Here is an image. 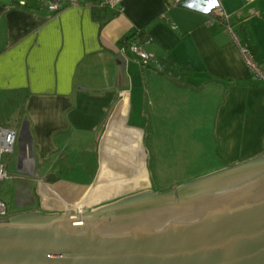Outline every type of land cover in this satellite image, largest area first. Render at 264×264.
<instances>
[{
	"label": "crops",
	"instance_id": "crops-1",
	"mask_svg": "<svg viewBox=\"0 0 264 264\" xmlns=\"http://www.w3.org/2000/svg\"><path fill=\"white\" fill-rule=\"evenodd\" d=\"M26 1L0 0V125L18 130L12 176L18 186H45L50 194L41 192L42 202L57 195L72 201L70 188L95 182L115 122L129 138L143 139L145 80L162 76L130 50L122 52L132 40L154 54L153 63L171 58L186 64L188 71L169 85L195 96L219 94L227 113L217 127L232 163L264 153V80L252 78L233 33L214 14L216 6L205 14L187 6L204 0H124L118 10L79 0L54 12L39 0ZM218 5L264 67V0ZM137 81L141 94L133 102L130 83ZM133 115L141 125L131 122Z\"/></svg>",
	"mask_w": 264,
	"mask_h": 264
},
{
	"label": "water",
	"instance_id": "water-1",
	"mask_svg": "<svg viewBox=\"0 0 264 264\" xmlns=\"http://www.w3.org/2000/svg\"><path fill=\"white\" fill-rule=\"evenodd\" d=\"M0 264H264V153L90 209L0 218Z\"/></svg>",
	"mask_w": 264,
	"mask_h": 264
},
{
	"label": "rangeland",
	"instance_id": "rangeland-1",
	"mask_svg": "<svg viewBox=\"0 0 264 264\" xmlns=\"http://www.w3.org/2000/svg\"><path fill=\"white\" fill-rule=\"evenodd\" d=\"M164 75L148 76L145 80L149 115L142 124L146 131L143 139L140 138L144 154L138 153L136 147L131 146V143H136L135 138H129L118 129H115L113 137L107 139L105 153L111 154L114 150L122 149L128 153L127 159L111 162L116 170L108 172L106 180L103 181L109 186H115L113 191L107 189L103 194L99 192L105 184L95 189V184L101 182L96 179L91 185L76 187V190L70 188L74 192L73 196H68L73 197L72 201L63 200L64 197L57 195L51 197L54 202H47V199L42 202L40 187L18 186L21 182L14 176H9L0 181V193L8 202L9 216L29 210H41L43 207L47 212H64L71 206L90 209L139 190L162 191L176 187L180 183L234 164L232 158L224 152L223 145L226 141L217 127L222 116L227 113V106L217 97L219 94L214 97L212 92L208 93L206 90L195 96L197 92L180 90L174 85H169L174 76ZM140 83L144 84L142 77ZM140 83H130L133 102L137 100L138 93L141 94ZM154 110L155 117L154 113L152 114ZM136 115L132 116L131 122L141 125V117L136 119ZM17 151L18 149L12 153L5 152L2 156V161L9 166L10 175L18 171L13 163ZM118 154L117 156H121ZM142 156L148 182L136 183L133 181L136 179V172L142 167ZM96 190L100 194H97ZM46 196L48 197V194ZM84 197L89 198L91 202L81 206L75 204Z\"/></svg>",
	"mask_w": 264,
	"mask_h": 264
},
{
	"label": "built area",
	"instance_id": "built-area-1",
	"mask_svg": "<svg viewBox=\"0 0 264 264\" xmlns=\"http://www.w3.org/2000/svg\"><path fill=\"white\" fill-rule=\"evenodd\" d=\"M21 3H26V0H20ZM79 0H39L40 4H46L51 11H59L67 5L77 4ZM124 0H97L96 4L100 6H107L109 8L118 10L121 8V3ZM180 0H174L173 3H178ZM214 14L227 23V27L233 33L234 39L240 46L242 56L250 69L252 78L256 80H264V67L257 60L252 48L242 43L239 35L233 30L229 23L230 13L226 11L223 6L218 5L214 8ZM130 50L134 56L143 63H149L155 60V56L152 52L145 49L140 42L132 40L126 46H122V52L125 53ZM18 141V130L15 126L0 125V181L4 178L12 176L9 174L7 165L2 161V156L5 152L12 153L15 151L16 143ZM21 150L24 153L29 151V143L22 145ZM9 216V205L7 200L0 193V218H6Z\"/></svg>",
	"mask_w": 264,
	"mask_h": 264
},
{
	"label": "bare ground",
	"instance_id": "bare-ground-1",
	"mask_svg": "<svg viewBox=\"0 0 264 264\" xmlns=\"http://www.w3.org/2000/svg\"><path fill=\"white\" fill-rule=\"evenodd\" d=\"M113 126L114 127H117L118 129H120L121 128V125H120V122L118 121V122H115V124H113ZM137 133H139V131H136ZM135 138V140H136V143L134 144V143H131V146L132 147H136V149H137V152L138 153H140L141 154V152H142V154H144L143 153V151H142V146H141V140H140V138H139V136H138V134H137V136H135L134 137ZM106 146V145H105ZM130 147V146H129ZM131 149V148H130ZM118 153H120V155L121 156H117V154ZM105 155H108L107 157L105 156ZM119 155V154H118ZM127 155H128V153H127V151L126 150H114L111 154H107V153H104V155H103V158H102V163H101V167H100V170H99V172H98V175H97V182L98 181H101V182H99L98 184L96 183L95 184V186H94V188L95 189H97L98 187H100V186H103V181L104 180H106V176L108 175V172H111V171H113V170H116L115 169V166H113V165H111V162L112 161H117V159L119 160V159H127ZM143 158H144V156H142V167H141V169H139V171L138 172H136V179H134V181L133 182H136V183H144V182H148V180H147V170H146V168L144 167V161H143ZM117 163V162H116ZM124 170V169H123ZM135 171H136V169H135ZM132 183V182H131ZM105 184V183H104ZM130 184V183H129ZM112 186V185H111ZM109 186V184H105L104 186H103V188H101L100 190H99V192H101L102 194L105 192V190H111V191H113V189L115 188V186ZM48 187V186H47ZM53 188V187H52ZM74 189L76 190V187H74ZM57 191V190H56ZM41 192L43 193V194H50L49 193V191L47 190V188L44 186V187H42L41 188ZM96 192H97V194H100L99 192H98V190H96ZM52 193V192H51ZM101 194V195H102ZM103 196V195H102ZM95 197H96V195H95ZM66 199V197L63 199V200H65ZM94 199H96V198H94ZM93 201V200H92ZM45 202V201H44ZM75 202V201H74ZM87 202H91L90 201V199L89 198H86V197H84V198H82V199H80V200H78V201H76L75 202V204L76 205H79V206H81V205H83V204H86ZM62 203V202H61Z\"/></svg>",
	"mask_w": 264,
	"mask_h": 264
},
{
	"label": "trees",
	"instance_id": "trees-1",
	"mask_svg": "<svg viewBox=\"0 0 264 264\" xmlns=\"http://www.w3.org/2000/svg\"><path fill=\"white\" fill-rule=\"evenodd\" d=\"M96 1L97 0H93V4H95V8H99V9H102V8H105V6H100V5H97L96 4ZM133 36V34H128L126 35L122 40L121 42H124L126 41L127 43V40L131 39ZM253 52L255 53V50L252 48ZM141 64L144 66V68H151V70L158 74V75H164V74H171L173 75L175 79H181V74H182V71L185 72V71H188L186 68V64H177L175 62V60L171 59V58H165L163 60H158L156 63H153V62H149V63H143L141 62ZM190 67V66H188Z\"/></svg>",
	"mask_w": 264,
	"mask_h": 264
},
{
	"label": "clouds",
	"instance_id": "clouds-1",
	"mask_svg": "<svg viewBox=\"0 0 264 264\" xmlns=\"http://www.w3.org/2000/svg\"><path fill=\"white\" fill-rule=\"evenodd\" d=\"M217 5H218V0H204L203 4L201 5H196L195 3H189L187 6L188 7H198V10L207 14L211 10L212 7H215Z\"/></svg>",
	"mask_w": 264,
	"mask_h": 264
},
{
	"label": "flooded vegetation",
	"instance_id": "flooded-vegetation-1",
	"mask_svg": "<svg viewBox=\"0 0 264 264\" xmlns=\"http://www.w3.org/2000/svg\"><path fill=\"white\" fill-rule=\"evenodd\" d=\"M117 198H119V197H117ZM117 198H116V199H117ZM113 200H115V199H113ZM41 210H42V211H44V209H43V208H41Z\"/></svg>",
	"mask_w": 264,
	"mask_h": 264
}]
</instances>
